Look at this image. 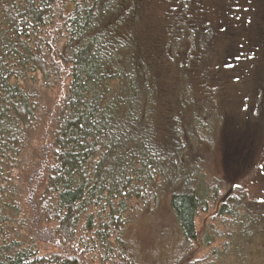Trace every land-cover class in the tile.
Listing matches in <instances>:
<instances>
[{"label":"trees","instance_id":"trees-1","mask_svg":"<svg viewBox=\"0 0 264 264\" xmlns=\"http://www.w3.org/2000/svg\"><path fill=\"white\" fill-rule=\"evenodd\" d=\"M191 5L0 0V264H194L200 248L222 264L264 256L254 246L264 212L244 189L230 190L214 214L228 233L196 228L225 186L194 157L219 118L212 104H194L186 82L173 89L180 114L162 108L143 30L159 8L158 56L174 66L206 59L218 28L207 8L193 16ZM162 199L175 224L152 261L132 226Z\"/></svg>","mask_w":264,"mask_h":264},{"label":"rangeland","instance_id":"rangeland-1","mask_svg":"<svg viewBox=\"0 0 264 264\" xmlns=\"http://www.w3.org/2000/svg\"><path fill=\"white\" fill-rule=\"evenodd\" d=\"M185 2L193 3L188 6L193 16L200 6L207 8L218 28V37L206 46V59L197 56L183 62V58L180 66H174L167 57L158 56L161 54L159 44L165 41V36L161 35L162 10L159 8L151 7V16L143 23V30L154 47L152 62L160 78L162 108L168 113L180 114L173 89L186 82L191 86L186 93L191 92L194 104L201 103L198 106L202 107L209 103L217 111L219 121L215 123V132L211 138L206 136V142L200 145L194 157L205 163L209 177L223 181L225 186H221L219 202L210 204L209 212L196 219V228L200 236L210 224L216 231L228 233L219 226V221L213 222V218L220 201L233 188L247 191L264 212V0ZM223 13L225 18L219 24L218 16ZM226 23L229 30L222 27ZM151 34H154L152 38ZM159 58L162 61L158 65ZM164 119L172 123L170 118ZM136 217L132 235L139 239L137 243L143 258L153 261L150 256L153 251H163L162 246H166L160 235L175 224L168 200L162 199L155 209L139 212ZM158 238L160 244L156 245ZM223 243L224 238L215 247L221 251ZM254 244L261 251L264 235L258 236ZM212 249L200 248L194 264H222L212 256ZM263 259L264 256L257 253L245 258L244 263L264 264Z\"/></svg>","mask_w":264,"mask_h":264}]
</instances>
